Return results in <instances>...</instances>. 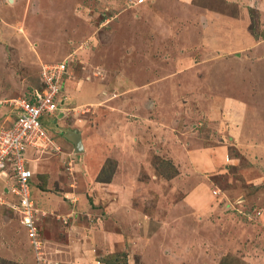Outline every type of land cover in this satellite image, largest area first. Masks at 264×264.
Segmentation results:
<instances>
[{"label":"rangeland","instance_id":"374dc122","mask_svg":"<svg viewBox=\"0 0 264 264\" xmlns=\"http://www.w3.org/2000/svg\"><path fill=\"white\" fill-rule=\"evenodd\" d=\"M240 4L0 0V126L11 100L39 87L41 64L68 72L62 113L43 120L59 151L28 156L39 248L0 185V264H264V103L246 135L228 138L240 116L209 113L232 99L226 75L240 66L193 62H209L206 39L246 12L260 35L255 6ZM209 83L217 96L201 93Z\"/></svg>","mask_w":264,"mask_h":264},{"label":"crops","instance_id":"0c3cea01","mask_svg":"<svg viewBox=\"0 0 264 264\" xmlns=\"http://www.w3.org/2000/svg\"><path fill=\"white\" fill-rule=\"evenodd\" d=\"M236 3L239 2L240 5L247 3V5H250V8L255 6L254 9L258 11L260 14V20L261 24L258 27V31L260 32V35L255 36L254 32L249 29V21H248V12L247 14H243V16H237L235 22L231 23L229 26H224L223 24H219L216 26L215 30L212 31V37L207 38L206 42L209 44L210 47H212L216 53L212 58H209L208 61L205 59H202L200 61L194 60L195 67L197 69H204L203 66L209 65V64H220L221 62H224V60L230 59V61L233 63V65L240 66V68L244 69H237L234 70L231 68L229 75H226V79L230 81V91L233 94L232 99L229 102L223 103L219 99H214L211 105V108L213 109L214 106L221 107V110H215L209 114H212V116H216V113H220L222 111H228L232 109V113L240 116V122L237 126V130H231L230 137H242L243 135L247 134L248 127L246 123H251L252 120H261V104L264 103V73L262 70L259 72L256 71L257 67L264 66V0H232ZM240 18V19H239ZM221 22V18H219ZM220 22V23H221ZM208 46V47H209ZM187 52V51H185ZM202 52V55H206L203 53V48L200 50ZM219 52V53H217ZM185 55V54H184ZM184 59V58H183ZM190 59L187 60H181L183 63L190 64ZM223 60V61H222ZM254 66L253 69H249L250 66ZM191 75V80H194V77L199 78L198 74H196L193 70V73ZM195 78V79H196ZM208 81H218L219 77H216V75H207ZM215 84V83H214ZM214 84L209 83V85H205L204 88L201 86V93L209 91L210 95L212 97L217 96V92L219 91L220 87H214ZM219 84V83H217ZM203 85V84H202ZM221 86V84H219ZM221 90V89H220ZM219 93V92H218ZM221 93V91H220ZM209 95V96H210ZM219 95V94H218ZM220 96V95H219ZM19 98V97H17ZM65 104V103H64ZM1 111V109H0ZM13 111V112H12ZM12 116H5L2 122V126L0 128L9 127L12 125L15 117L16 112L12 108ZM63 111V109L60 110V112ZM62 113V112H61ZM259 129V130H258ZM262 129L257 128L254 129V133L260 134ZM259 131H261L259 133ZM239 134V136L237 135ZM216 148L210 149L209 151L200 150L198 152H190L188 155V160L192 163L193 167L197 166V164H194L195 162H199L201 165V160L207 161V156H211L210 154L215 151ZM216 151H221V148L219 147L216 149ZM210 152V153H209ZM36 154L39 156V154L27 150V157L29 155L32 156V154ZM213 156V154H212ZM29 158V157H28ZM29 166L30 169L33 171L34 169V163H36L34 160L29 159ZM33 178H34V172L33 176L30 180V198L34 205V199H33ZM14 182L10 178H6L4 176H0V185L3 187V194L4 196H9L14 201H18L17 197L12 193L11 188L13 186ZM4 203V202H3ZM7 204V203H5ZM44 204V203H43ZM8 205V204H7ZM11 206V205H8ZM13 207V206H12ZM15 207V206H14ZM17 209V208H16ZM15 212H18L16 210ZM33 252V250H32Z\"/></svg>","mask_w":264,"mask_h":264},{"label":"built area","instance_id":"2783aa9c","mask_svg":"<svg viewBox=\"0 0 264 264\" xmlns=\"http://www.w3.org/2000/svg\"><path fill=\"white\" fill-rule=\"evenodd\" d=\"M66 62L41 64L40 85L26 97L11 100L16 117L11 126L0 128V176L10 178L14 184L12 193L18 199L19 212L27 230L30 243L38 250V229L35 211L30 198V169L27 150L44 155L59 151L53 135L45 128L43 120L58 117L64 106L60 99L64 79L67 77ZM0 204L2 202L0 201ZM36 252V255H38Z\"/></svg>","mask_w":264,"mask_h":264},{"label":"water","instance_id":"95a60500","mask_svg":"<svg viewBox=\"0 0 264 264\" xmlns=\"http://www.w3.org/2000/svg\"><path fill=\"white\" fill-rule=\"evenodd\" d=\"M65 133H66L65 137L68 138L74 145V151L76 153L83 152V146L79 136L75 132L68 130H66Z\"/></svg>","mask_w":264,"mask_h":264},{"label":"bare ground","instance_id":"6f19581e","mask_svg":"<svg viewBox=\"0 0 264 264\" xmlns=\"http://www.w3.org/2000/svg\"><path fill=\"white\" fill-rule=\"evenodd\" d=\"M10 2V1H9Z\"/></svg>","mask_w":264,"mask_h":264}]
</instances>
